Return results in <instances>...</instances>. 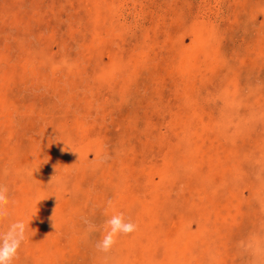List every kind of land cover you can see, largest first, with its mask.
Returning a JSON list of instances; mask_svg holds the SVG:
<instances>
[{"label":"rangeland","instance_id":"rangeland-1","mask_svg":"<svg viewBox=\"0 0 264 264\" xmlns=\"http://www.w3.org/2000/svg\"><path fill=\"white\" fill-rule=\"evenodd\" d=\"M0 184L14 264H264V0H0Z\"/></svg>","mask_w":264,"mask_h":264},{"label":"clouds","instance_id":"clouds-1","mask_svg":"<svg viewBox=\"0 0 264 264\" xmlns=\"http://www.w3.org/2000/svg\"><path fill=\"white\" fill-rule=\"evenodd\" d=\"M53 178L54 176L51 181ZM9 204L8 189L0 184V264H14L19 257L22 245L29 239L30 222L26 223L22 219L13 220ZM111 208H113V202L109 200L104 211V215L108 218L103 221L102 225L98 226L91 221L86 222L89 232L102 229V238L96 244V249L102 253H110L117 244L119 236L129 235L138 230V225L126 218L122 212L109 216L108 210Z\"/></svg>","mask_w":264,"mask_h":264}]
</instances>
